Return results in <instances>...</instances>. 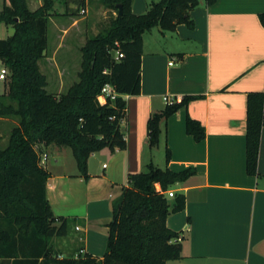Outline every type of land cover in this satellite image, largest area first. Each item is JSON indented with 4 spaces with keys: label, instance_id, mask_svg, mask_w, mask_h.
Returning a JSON list of instances; mask_svg holds the SVG:
<instances>
[{
    "label": "crops",
    "instance_id": "0c3cea01",
    "mask_svg": "<svg viewBox=\"0 0 264 264\" xmlns=\"http://www.w3.org/2000/svg\"><path fill=\"white\" fill-rule=\"evenodd\" d=\"M155 1L133 0L132 11L145 13ZM43 2L27 0L31 10ZM5 3L0 0V10ZM57 13L53 16L64 14ZM261 13L264 0H217L211 5L200 0L191 11L192 27L181 23L174 31L157 26L145 32L141 92L122 95L128 108L122 122L127 147L92 153L88 177L81 173L70 147L40 146L42 165L49 172L47 197L52 210L57 217L74 220L77 232V240L69 237L65 245L54 247L60 257L67 251L75 257H103L114 200L128 186L130 174L153 162L173 171L194 169L173 189L176 195H185L186 205L167 218V225L182 238V258L172 264H264V128L256 175L248 173L246 163L248 94L264 92ZM77 24V20L70 26L56 21L55 46L51 50L48 41L39 61L50 93L64 94L79 80L80 70L71 69L73 45L67 41ZM8 26L0 23L1 39L14 33ZM185 95L201 97L162 122L159 143L150 147V115ZM188 116L205 127L204 140L187 132Z\"/></svg>",
    "mask_w": 264,
    "mask_h": 264
},
{
    "label": "trees",
    "instance_id": "16d2710c",
    "mask_svg": "<svg viewBox=\"0 0 264 264\" xmlns=\"http://www.w3.org/2000/svg\"><path fill=\"white\" fill-rule=\"evenodd\" d=\"M43 1L31 10L27 0H6L0 10V23L14 28L10 37L0 38V58L10 70L8 90L0 94V116L19 119L5 147L0 136V264H170L181 259L182 238L167 225V218L185 208L186 198L179 193L170 201L165 192L192 175L194 169L173 171L149 162L144 171L130 174L128 186L113 202L103 257H60L51 239L67 235L71 219L57 217L52 210L47 197L49 172L41 163L40 146L70 147L86 177L92 153L104 148L125 149L122 122L128 108L122 95L141 92L144 33L157 26L162 31H174L181 23L192 27L191 11L200 0H158L142 14L132 11L133 0H101L117 15L81 47L79 80L60 95L47 90V77L39 64L48 47L50 17L59 14L54 12V0ZM216 1L206 0V4ZM260 19L264 24V13ZM117 49L124 54L120 59L114 56ZM107 83L119 96L101 104L98 95ZM199 97L185 95L153 112L147 123L149 146L159 143L162 122ZM263 128L264 92H250L246 163L251 175L258 171ZM186 129L197 141L206 136L205 127L190 116ZM170 158L167 148L166 161Z\"/></svg>",
    "mask_w": 264,
    "mask_h": 264
},
{
    "label": "rangeland",
    "instance_id": "374dc122",
    "mask_svg": "<svg viewBox=\"0 0 264 264\" xmlns=\"http://www.w3.org/2000/svg\"><path fill=\"white\" fill-rule=\"evenodd\" d=\"M83 1L85 2V4L81 5L80 3H82ZM83 9L85 10V12H81ZM54 12H61L65 14L53 16L54 19L51 18V21L49 23L50 30L48 31V41L50 49L52 50V48L55 46L53 41V29L56 21L57 23L67 24V26H70L72 21L77 20L78 24L72 29L71 34L67 36V41L69 45H73L71 69L73 71L80 70L82 62L81 47L85 44L86 40L89 37L94 36L103 29L107 28L111 20L117 15V12L114 9H111L103 4L101 0H54ZM114 56H116L115 52ZM3 67H5V64H3V61L0 58V71ZM7 90L8 79L0 80V94L6 93ZM18 121L19 119L17 117L0 116V134L2 135L0 136L2 137V147H5L8 144L10 132L12 128L18 124ZM163 160V154H161V164H163ZM174 188L175 186L171 190H173ZM75 234H77V232L75 230L74 220L71 219L68 234L65 236H56L51 239L53 248L65 245L71 238L77 240L78 238L77 236H75ZM56 238L58 240H56ZM74 244L76 247L80 246L77 241L74 242ZM66 255L73 256L69 251H67ZM170 264H172V261L170 262Z\"/></svg>",
    "mask_w": 264,
    "mask_h": 264
},
{
    "label": "built area",
    "instance_id": "2783aa9c",
    "mask_svg": "<svg viewBox=\"0 0 264 264\" xmlns=\"http://www.w3.org/2000/svg\"><path fill=\"white\" fill-rule=\"evenodd\" d=\"M81 12H85V10L83 9ZM115 53H116V56H115L116 59H120L124 56L123 52H121L119 49L115 50ZM172 63L173 61H170V64ZM9 74H10L9 68L7 66L3 67L0 71V80L8 79ZM118 96H119V93L114 89V87L110 83H107L102 87L101 92L98 95V100L101 104H105L108 100L114 101ZM165 99L167 100L166 97ZM44 160H45V157L42 156L41 163H43ZM156 186L159 191H162V188L159 184H156ZM165 194L168 197H174L176 195L174 190H168L165 192Z\"/></svg>",
    "mask_w": 264,
    "mask_h": 264
},
{
    "label": "water",
    "instance_id": "95a60500",
    "mask_svg": "<svg viewBox=\"0 0 264 264\" xmlns=\"http://www.w3.org/2000/svg\"><path fill=\"white\" fill-rule=\"evenodd\" d=\"M119 14H122V6L119 5Z\"/></svg>",
    "mask_w": 264,
    "mask_h": 264
}]
</instances>
